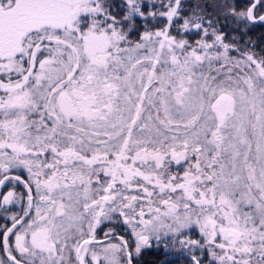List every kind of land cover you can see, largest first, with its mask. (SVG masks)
Returning a JSON list of instances; mask_svg holds the SVG:
<instances>
[{
	"label": "snow or ice",
	"instance_id": "6c2138e0",
	"mask_svg": "<svg viewBox=\"0 0 264 264\" xmlns=\"http://www.w3.org/2000/svg\"><path fill=\"white\" fill-rule=\"evenodd\" d=\"M124 5L118 18L108 0H0V186L27 189L26 207L0 199L23 213L0 226V264H135L153 246L264 264V54L239 45L264 0L224 5L232 43L181 0ZM145 15L168 23L130 39ZM175 18L195 44L170 34ZM117 215L131 238L97 240Z\"/></svg>",
	"mask_w": 264,
	"mask_h": 264
},
{
	"label": "trees",
	"instance_id": "16d2710c",
	"mask_svg": "<svg viewBox=\"0 0 264 264\" xmlns=\"http://www.w3.org/2000/svg\"><path fill=\"white\" fill-rule=\"evenodd\" d=\"M118 2H120V0H110V3L112 5ZM226 3H235L238 7H244L247 3V0H184L181 2V17H188L193 13L194 10H202L206 16H211L217 19L220 31L225 33V42L232 43L234 37H240L242 35V32L236 27L235 22L231 17L226 18L224 16V5ZM152 21L153 22L151 23V25L153 30L157 27H160L161 20L159 21L157 19H153ZM182 23V18L174 19L170 34L177 36L178 39L184 38L189 41L190 39L187 34L178 32L177 30V26ZM198 37L200 36L198 34H195L194 39L196 38L197 40ZM208 39H212V37H208ZM245 42H247V45ZM239 45L241 46V48L248 47L258 54H264V25L258 24L250 27L247 32L242 35V39L239 40ZM172 171L176 172L177 168L173 166ZM179 171L182 172L183 168H180ZM11 175H19L22 181H26L24 172L12 171ZM6 189H13L18 196H22V204L26 207L27 189L24 187L23 183L18 181L6 182V186L0 187V195L3 191H6ZM6 208H8V212L0 214V226L7 224L10 227L11 220L7 217H10L14 213L18 215H22L23 213L21 204H16L12 207ZM110 231L114 232L115 236L109 235L106 237V235H103V232L109 233ZM120 237L130 239L131 231L130 229H127V226L124 225L123 220L119 218L118 215L114 216L112 221H103L99 227V230L96 232V239L103 242H107L108 240L113 241L112 238H115L117 240L113 243H118ZM196 254L198 256L202 255L204 264L208 262L206 249L203 252L196 251ZM135 264H189V255L185 252L179 251L165 253L162 247L158 249L153 246L151 248L143 249L142 253L138 257H136Z\"/></svg>",
	"mask_w": 264,
	"mask_h": 264
},
{
	"label": "rangeland",
	"instance_id": "374dc122",
	"mask_svg": "<svg viewBox=\"0 0 264 264\" xmlns=\"http://www.w3.org/2000/svg\"><path fill=\"white\" fill-rule=\"evenodd\" d=\"M182 1H184V0H181V2ZM168 2H169V0H142L143 11L146 14L149 13V12H153V11H155V12L166 11L167 9L164 8V7H161V5H166V4H168ZM108 3H110V0H108ZM149 5H151V7H149ZM111 10H112L113 14L118 16V18H123L124 13H125L124 0H120V2L113 4V7H112ZM153 19H157L159 21L161 20L160 27H157L154 30L152 29V25H151V23L153 22L152 21ZM132 23H133L134 27L131 30L130 34H129V38L130 39H135L136 38L135 40H137L139 38L140 33L145 31L147 28H148V30L156 31V30L164 28L165 25H167L168 21H167V19L165 17L159 16V15H157V16L145 15V17H139V16L136 17ZM124 27L127 28L128 25L125 24ZM171 30H172V27L170 28V32H171ZM184 34H187L189 36V39H190L189 42L191 41L190 43H192V44H195V42L198 39H200V37H198L197 40H196V38L194 39L195 34H196L194 31H189V32L184 33ZM209 40H211V39H209ZM231 54L234 55V56L237 55V53H235V52H232ZM12 171L24 172L25 177H26V181L29 178L28 177V172L25 169H14ZM9 190L14 191L13 189H8V190L6 189V191H3L1 193L0 199H2L3 195L6 194ZM12 206H14V205H7V206H4V207H12ZM100 225L97 227L96 232L99 230ZM85 231H87V224H85ZM96 232H95V236H96ZM106 233L107 232H103V235H105ZM185 235L186 236H190L192 239L201 240V236H200L198 228H193L191 231H186ZM12 239L14 240V236H13ZM112 239H113V241H111V242H115L117 240L115 238H112ZM197 252H201V251L197 250ZM206 256L208 258V262H206V264H210L211 258L209 256V253H208L207 249H206Z\"/></svg>",
	"mask_w": 264,
	"mask_h": 264
},
{
	"label": "flooded vegetation",
	"instance_id": "af4514ba",
	"mask_svg": "<svg viewBox=\"0 0 264 264\" xmlns=\"http://www.w3.org/2000/svg\"><path fill=\"white\" fill-rule=\"evenodd\" d=\"M1 187V186H0Z\"/></svg>",
	"mask_w": 264,
	"mask_h": 264
}]
</instances>
